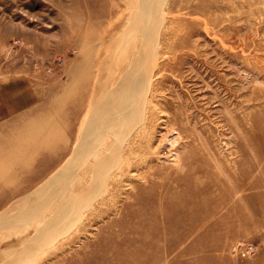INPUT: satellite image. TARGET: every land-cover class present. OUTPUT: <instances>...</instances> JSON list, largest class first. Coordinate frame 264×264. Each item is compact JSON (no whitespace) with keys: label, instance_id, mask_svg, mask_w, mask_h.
<instances>
[{"label":"rangeland","instance_id":"1","mask_svg":"<svg viewBox=\"0 0 264 264\" xmlns=\"http://www.w3.org/2000/svg\"><path fill=\"white\" fill-rule=\"evenodd\" d=\"M147 4L0 0V186L14 192L41 187L42 163L46 183L68 160L91 104L87 123L103 115L97 107L112 91L104 83L123 68L80 63L92 43L126 31L141 7L148 29L159 26L151 83L122 160L62 234L52 224L58 235L41 237L28 264H264V0H155L157 16ZM41 139L71 146L37 148ZM88 166L75 170L70 189L93 183ZM35 174L37 186L23 190ZM24 196H0V213L8 211L0 214V254L56 213L51 203L37 221L9 229L6 216L25 210Z\"/></svg>","mask_w":264,"mask_h":264},{"label":"bare ground","instance_id":"2","mask_svg":"<svg viewBox=\"0 0 264 264\" xmlns=\"http://www.w3.org/2000/svg\"><path fill=\"white\" fill-rule=\"evenodd\" d=\"M156 1H157V3H160L162 1V4L164 2V0H156ZM153 2H155V0H148L146 11L149 13L151 12V15L154 14L155 16H157V10L158 9L161 10V11L158 10V12L160 11V13H162V8H161L162 5H160V7H157V9H156ZM144 12H145L144 7L139 8V12H137L135 14V16H136L135 23L131 24L133 20L130 17L128 29L124 32L119 33V35H117V36L114 35L112 37V33L106 34L104 32L103 36L101 37V38H103V40H105L104 37L106 35H110L111 37L106 40L107 42L106 41L103 42L101 40L102 41V42L100 41L101 45H98L97 42H96V44L92 43V46H91V48L89 47L86 56L80 62L82 64L85 63L88 67L91 66V67L99 68V69H101L102 67L107 68V67H110L111 65L113 67H115L116 69H119L120 67L123 69L121 70V72L118 71L119 72L118 74H115L116 76H115V80L113 82L108 80V81H105V83H104V87L102 89L103 90L107 89L106 91H108L110 89L112 91H111L110 95L107 94V96L104 98V100L97 107V109H99V111H101L103 113V115L101 114L102 116H101L100 120H97L96 123L93 121L87 123L88 115L91 113L92 107H94V105L91 104L89 107L87 115H85L86 117H85L84 122H83L84 127H82V129L79 133L77 142L74 144L73 149H72V153L70 154L68 160L60 168L58 167L59 169L46 181V183L42 187L36 189V191H33L29 195H27V194H26V196L23 195L24 197L21 198V200L19 201V206L22 208L24 207L25 212L24 211H22V212L18 211V213L16 214L17 216H15V215H7L6 216L8 222H11L10 224L7 225V227L9 229L10 228L14 229V228H17L18 222H21V221H26V222L37 221V219H39L41 217V211L44 210L45 208L49 207L48 206L49 204L55 203L58 206L56 209V213L53 215V217L49 218L50 222L46 221L43 223L42 226H39L36 229V233H35L34 237H32V238L26 237L27 239H25L21 243L20 247H17V246H11L10 247L9 246L4 250V253L2 251V253L0 254V259H1L2 263H0V264H28L27 255L28 254L36 255L37 253H39V251H41V247L44 246L41 243L42 242L41 237L49 239L50 237L58 235V230L54 231V233L52 235L51 231L54 228V226L52 224L57 223L56 226L58 228H60V233L62 234L63 229L65 228V226H63L65 224V222L69 223L71 220H72L71 222H75L77 220V213L76 212L85 206V204H83V203H88V201H86L87 195L89 198H91L93 195H95V197H96V195L101 191L102 182L105 179L108 180L109 173L111 172V170L115 166H117V164L122 160L121 154L123 152V147L127 143L126 141L130 140V138H132V136H130V135L132 134V132L134 130L136 131V128L138 127V125H137V123H139L138 112H139V109L142 108L143 103L146 100L145 99L146 95H144V94L146 92L148 85L151 83L152 75H151V72L148 70L150 67L149 62L153 61L150 59V55L152 54L151 50L154 48V46L156 47L157 40L159 38L158 37L159 26L156 25L157 28L156 27L155 28L150 27V29H148V26H147L148 18L146 17L147 14L145 16ZM149 13H148V15H149ZM163 14H164V12H163ZM141 26H142V31L145 32L144 33L145 35L135 34L136 30L140 29ZM122 46H124V47H122ZM122 48L123 49L126 48L128 51V54L124 55V53H125L124 52L122 54V56L124 58L119 59L120 51ZM109 74L112 75L111 73H109ZM102 81H103V79H100L98 81L97 88H96V85H94V84L92 85V98H94V95H93L94 89L97 90V94H98V91H100V89H101L100 84L103 83ZM96 82H94V83L96 84ZM134 85H139L140 89L138 92L140 94V97L135 94L134 89L132 88ZM110 96H111V98H110ZM96 98H97V96L95 97V99ZM97 99L99 101V97ZM108 102H109V104H108ZM105 104H107V107ZM171 128H173V127H171ZM174 129H172V130H174ZM175 132H176V130H175ZM133 133H135V132H133ZM168 133H170V132H168ZM162 134L166 135L165 133H162ZM133 136H135V135L133 134ZM161 137L162 136H160V138ZM168 139L169 138H167L165 140H168ZM161 144H162V142H161ZM168 144H169V142H168ZM135 145L136 144H134V146ZM134 146H133V148L129 147V150L130 151L132 150L130 152L132 154L135 151ZM124 148L127 149L126 147H124ZM124 157L122 156V158H124ZM130 157H131V155H130ZM95 158H96V160H95ZM162 158H164V157H162ZM151 160H153V159H151ZM157 161H158V159L155 162H157ZM160 161H162V160H160ZM166 161H167V159H166ZM85 162H86V164L89 165L88 169H86V170H89V172H87V171H85V172L92 175L93 183L89 187H87V185H81L80 184L83 188L78 189V187H77V188H74L73 190L70 189V185H71L70 182L74 179V176L78 175L77 171L75 173V170H77L79 168V165L81 163L84 164ZM169 162L170 161H168V163ZM172 162H174V159ZM174 163H176V161ZM119 166H120V164H119ZM181 167L183 169L182 165H181ZM180 171H182V170H180ZM122 172H124V169ZM82 173H84V172H82ZM86 173H84V176ZM113 174H114V172H113ZM123 175H121V176H123ZM117 176H116V178H117ZM118 177H120V176H118ZM150 177H151V175H150ZM113 179L115 180V178H113ZM133 179H134V177H133ZM87 181H89V180H87ZM124 182H125V180H124ZM128 183L130 184V182H128ZM108 187H109V185H108ZM69 190L70 191L72 190L74 195H71ZM103 190H105V189H103ZM135 191H136V189H135ZM41 192L49 194L52 197L47 199V200L40 201L39 196L41 195ZM116 192H117V190H116ZM56 196H60V200H57ZM46 198H47V196H46ZM75 214H76V216H75ZM21 227H22V225H21ZM31 230H32V228H31ZM20 231H21V229H20ZM4 235H6V234H4ZM26 235H27V232H26ZM48 242H49V240H48ZM17 243H15V244H17ZM42 252H43V250H42ZM57 254H58V252H57ZM57 254H56V256H57ZM8 259H10V262H7ZM35 259H37V258L34 257V260ZM163 262H165V261H163Z\"/></svg>","mask_w":264,"mask_h":264},{"label":"crops","instance_id":"3","mask_svg":"<svg viewBox=\"0 0 264 264\" xmlns=\"http://www.w3.org/2000/svg\"><path fill=\"white\" fill-rule=\"evenodd\" d=\"M57 132V130H56ZM58 132H61V130H59ZM38 143H40L37 148H41V149H46V148H58V149H61L64 147V149H67L71 146V144L69 145L67 142H64V141H55L54 139L53 140H46V139H41ZM53 164V163H52ZM51 164V166H49V170H53L55 167H53V165ZM40 176L38 174H35V176L30 180L28 181L27 185L24 186V188H22L23 190L27 191V190H34L33 188L35 186H37V182L40 180L39 178ZM45 177H46V168H45V165L42 163L41 165V187L45 184ZM2 186V188H1ZM0 186V190H1V193H0V196L2 197H7V196H10V197H13V196H23L26 194L29 195L31 193H25V192H22V191H19V192H14V186L13 187H9L8 188V185L3 183L2 185ZM39 187V186H38ZM18 188V187H17ZM43 196V194H41ZM3 201V198L0 199V204L2 203ZM43 211V210H42ZM4 212H8V211H3L1 213H4ZM0 213V214H1ZM0 229H6V228H0ZM7 230V229H6ZM43 243H45V241H42Z\"/></svg>","mask_w":264,"mask_h":264}]
</instances>
